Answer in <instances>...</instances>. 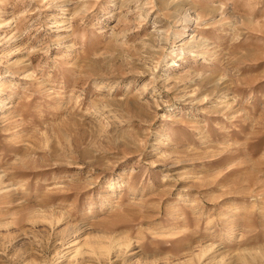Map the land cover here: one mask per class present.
<instances>
[{"label":"rangeland","instance_id":"rangeland-1","mask_svg":"<svg viewBox=\"0 0 264 264\" xmlns=\"http://www.w3.org/2000/svg\"><path fill=\"white\" fill-rule=\"evenodd\" d=\"M0 264H264V0H0Z\"/></svg>","mask_w":264,"mask_h":264}]
</instances>
